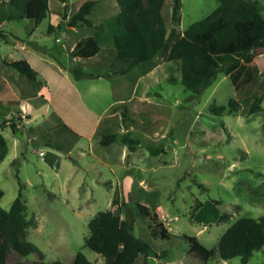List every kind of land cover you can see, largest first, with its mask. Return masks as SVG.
Segmentation results:
<instances>
[{
  "label": "rangeland",
  "instance_id": "1",
  "mask_svg": "<svg viewBox=\"0 0 264 264\" xmlns=\"http://www.w3.org/2000/svg\"><path fill=\"white\" fill-rule=\"evenodd\" d=\"M83 1L48 0L49 13L37 25L29 17L0 21V132L8 147L0 160V205L9 209L21 187L29 220L26 238L42 252L41 257L24 256L8 249L1 264L40 258L72 264L78 251L105 264L84 239L89 220L107 209L129 219L134 234L154 251H165L148 264H203L188 253L184 235L213 248L234 219L264 215V46L252 50L250 62L218 72L199 96L181 84L178 60L160 59L146 86L147 101L106 106L115 93L128 92L114 91L122 73L98 76L109 70L112 29L107 21L118 6L115 0H96L89 14L93 25H67L62 13L71 14ZM255 1L264 16V0ZM217 3L181 0L176 30L184 31ZM14 12L9 0H0V16ZM162 14L169 32L171 0L164 1ZM97 25L103 27L100 52L90 61H70L67 47L94 35ZM21 58L37 71L35 81L9 64ZM73 68L84 73L76 78ZM230 97L237 100L236 110L212 113V105L227 104ZM253 103L260 106L252 109ZM109 133L117 137L101 145L99 138ZM198 201L205 208L216 206L228 220L197 222L191 216ZM138 203L148 207L149 216ZM159 224L167 238L150 235ZM141 260L138 256L132 264ZM204 264L242 262L239 256L214 255ZM244 264H264V245Z\"/></svg>",
  "mask_w": 264,
  "mask_h": 264
},
{
  "label": "trees",
  "instance_id": "2",
  "mask_svg": "<svg viewBox=\"0 0 264 264\" xmlns=\"http://www.w3.org/2000/svg\"><path fill=\"white\" fill-rule=\"evenodd\" d=\"M64 1V0H62ZM165 0H115L118 9L107 21L112 29L111 42L115 55L109 64V70L103 75L111 77L132 70L138 63L158 60L176 59L179 62L180 82L185 89L199 96L215 79L218 72H232L240 62H250L252 50L264 46V16L255 0H217L216 7L201 19L191 23L178 32L176 25L181 18V0H171V29L168 32L162 14ZM96 0H84L71 14L62 13L69 26L79 24L93 25L89 17ZM16 10L14 13L0 16L3 19L29 17L37 25L49 13L48 0H9ZM60 26V22L57 23ZM52 24L48 30L51 31ZM94 35L80 37L67 47V52L73 57H90L99 51V40L103 31L102 25L96 26ZM220 57H229L224 63ZM9 64L31 81L37 79V71L26 59H16ZM77 78L84 72L79 68L71 69ZM237 100L230 97L227 104L211 106L213 114H222L227 108L236 110ZM253 103L251 108L259 107ZM116 133L102 135L101 145H108L115 140ZM7 142L0 132V160L7 152ZM3 192L0 189V199ZM215 203H220L219 200ZM139 211L145 216L150 212L146 205L138 203ZM198 207H197V206ZM195 214L192 216L199 223L216 219L226 221L227 213H221L214 206L205 208L204 203H196ZM194 206V207H195ZM25 202L21 192L13 200L9 209L0 205V264L8 249H13L20 255L37 253L41 250L26 238V227L29 220L24 215ZM201 215H196L197 211ZM150 228L154 238H167L166 228ZM89 234L84 239V245L100 254L105 264H132L142 257V264H147L150 255L156 252L147 240L138 237L133 232L132 222L114 209L99 211L88 222ZM188 242V253L198 257L202 263L217 255L222 259L234 256L241 258L244 264L254 249L264 245V215L257 217L242 216L234 219L227 229L219 236L213 248H207L196 236L184 235ZM165 255V251L160 252ZM25 264H61L54 260L46 262L43 259ZM72 264H97L78 251L72 259Z\"/></svg>",
  "mask_w": 264,
  "mask_h": 264
},
{
  "label": "crops",
  "instance_id": "3",
  "mask_svg": "<svg viewBox=\"0 0 264 264\" xmlns=\"http://www.w3.org/2000/svg\"><path fill=\"white\" fill-rule=\"evenodd\" d=\"M78 39L74 40L73 43L71 45H73L75 43V41H77ZM70 45V46H71ZM99 51L96 53L98 54L100 52ZM111 55L108 58V63L111 61V59L114 57L115 55V49L113 47V44L111 42ZM95 54V55H96ZM95 55L84 58V57H73L71 55L68 56V59L70 61H77V60H81L82 62L85 61H90ZM161 64H153L150 61H144V62H140L138 63L132 70L127 71L125 73H122L121 75V80H117L119 81V85H115L114 82L111 83V85L114 87V91L117 92L120 88L121 89H126L127 88V94L125 95H118L117 93H115L111 99L110 102H108V104L106 106H112L115 103H122L125 104L127 107H130V103L133 102L135 99H137V101L143 102L144 100H146L149 96H146V91L148 90V85L151 84V81H153V75H155L156 70L159 68ZM114 81H116L114 79ZM140 87H144V89H142L140 92H138V89ZM41 97L44 98V95H40ZM44 100H46L44 98ZM147 101V100H146ZM129 104V105H128ZM141 188L144 189V183H139L138 184ZM156 253L153 255H150L147 259V264L149 262V259L152 258L154 260H159V257H161L162 255L160 253H158L157 251H155ZM167 257V255L165 256ZM142 261V260H141Z\"/></svg>",
  "mask_w": 264,
  "mask_h": 264
},
{
  "label": "built area",
  "instance_id": "4",
  "mask_svg": "<svg viewBox=\"0 0 264 264\" xmlns=\"http://www.w3.org/2000/svg\"><path fill=\"white\" fill-rule=\"evenodd\" d=\"M40 154H42V152H40Z\"/></svg>",
  "mask_w": 264,
  "mask_h": 264
}]
</instances>
